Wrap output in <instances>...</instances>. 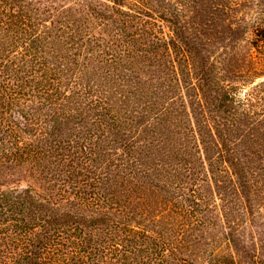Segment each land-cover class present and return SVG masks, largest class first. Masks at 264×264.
Returning a JSON list of instances; mask_svg holds the SVG:
<instances>
[{
  "label": "trees",
  "instance_id": "1",
  "mask_svg": "<svg viewBox=\"0 0 264 264\" xmlns=\"http://www.w3.org/2000/svg\"><path fill=\"white\" fill-rule=\"evenodd\" d=\"M236 5L0 0V264H264V0Z\"/></svg>",
  "mask_w": 264,
  "mask_h": 264
},
{
  "label": "rangeland",
  "instance_id": "2",
  "mask_svg": "<svg viewBox=\"0 0 264 264\" xmlns=\"http://www.w3.org/2000/svg\"><path fill=\"white\" fill-rule=\"evenodd\" d=\"M248 5V8L246 7V9H244L245 7H243V5L245 4ZM257 0H232V3H236L238 5H236V11L227 14V15H222V19L225 20L224 21V25L225 22L229 23L236 21L237 19H247L248 17H250V15L252 14V9L249 7H254V3ZM191 16V22L194 23H201L198 26V29L200 30V34L202 36H208L209 37V42L211 43V46L213 48V50L215 51V55H218V53H221L222 51H229L230 47H232L233 42L230 40L229 38V34L225 33L221 27H216L218 28V31H220L219 33H217V29H215L214 27H211L212 23H217L220 22L221 19L212 13H204L203 11H200L198 9L197 12L193 13L191 12V14L189 15V19ZM222 20V21H223ZM206 22L207 25H204L203 22ZM223 31V32H222ZM251 38V34L248 33L245 35V37H243L244 40H248ZM242 44H245V42L243 41ZM224 49V50H223ZM261 236L263 237L264 235L261 234ZM258 237V236H257ZM261 237L259 236L258 239H260ZM264 239V238H263Z\"/></svg>",
  "mask_w": 264,
  "mask_h": 264
}]
</instances>
